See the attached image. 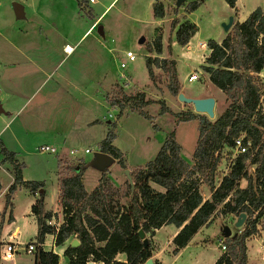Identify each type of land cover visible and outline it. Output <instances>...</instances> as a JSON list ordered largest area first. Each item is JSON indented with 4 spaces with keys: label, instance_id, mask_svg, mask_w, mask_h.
Wrapping results in <instances>:
<instances>
[{
    "label": "rangeland",
    "instance_id": "rangeland-1",
    "mask_svg": "<svg viewBox=\"0 0 264 264\" xmlns=\"http://www.w3.org/2000/svg\"><path fill=\"white\" fill-rule=\"evenodd\" d=\"M159 1L163 6V16L154 19L151 15V4L154 0H113L106 9L110 0H94L92 3L88 0H0V70L2 63L7 64L11 58L18 56L22 42L20 38L24 34L30 37L40 36L42 39L47 37V47H50L47 53L49 56L47 69L51 74L47 76V85L44 88L53 85L52 82L57 81L60 74L68 72L69 69L76 74L75 79L74 75H71L76 84H83V88L89 87L84 89L83 95L71 90L67 84H65L67 90H58L52 100L53 113L49 116L52 122L47 117L46 121L41 119L39 123L34 122L32 114H29L33 109L32 105L43 92V88L40 87L32 93V89L38 83L35 80L21 89L23 95L21 98H14L18 102L25 99L23 109L19 110L20 118L26 119L23 124L24 131L16 132L21 145L15 146L13 150H8L3 145L8 151L13 152L14 158L20 164L23 180L41 182L45 207L52 214L54 213L52 218L54 222H60L59 218H62V213L58 211L56 176L70 174L69 167L77 162H83L87 166L93 160L94 153L99 151L98 144L107 130L114 133L112 144L120 151V158L124 163V168H121L116 159H112L103 167L104 175L110 183V192L115 194V202H125L122 193L125 192L136 169L142 168L155 156L170 131L174 132V139L180 146V156L189 165L192 164L191 155L197 139V119L178 121L177 116L171 113H160L159 104L163 103L171 112L177 114L184 111L202 113L193 111L191 104L182 103L167 91L168 73L162 67L152 64V76H148L144 66L147 57L157 56L174 62L173 67L179 84L178 93L181 92L192 98L212 97L214 116L210 120L214 119L228 103L224 93L208 81L207 74L201 69V66L206 64L207 46L202 49L198 45L201 42L205 43L207 39L219 42L231 29L235 20L245 18V13L234 14L224 0H185L179 6H175V0ZM190 1H197L198 5L193 11L187 12L186 4ZM13 3L23 6V17L15 15ZM239 4H243V8H247L245 10L252 7L264 9V0H239ZM229 16H232L233 20L230 28L225 32L221 24L227 22ZM95 19L97 20L94 23ZM174 19L178 22L186 20L195 24L196 30L185 45H178L174 41V30L171 27ZM91 23L94 24L78 41L74 51L65 55L61 45L65 42L73 45L76 36L78 37ZM98 26L101 27V33L97 30ZM73 36L75 39L71 38ZM140 36L144 39L143 42L138 43ZM156 39L159 40L160 52H148L145 43L154 46ZM126 50L134 54V60L128 61L124 57ZM120 62L124 63L123 68L119 66ZM191 73H195L196 79L188 81L187 77ZM258 78L262 83L260 103L264 110V67L259 72ZM5 89L12 87L6 85ZM138 93H143V100H151L148 104L140 106L150 119L136 110L139 108V99L135 96ZM123 95L135 97L133 100L123 102L121 114L117 117L119 110L117 104L122 102ZM8 97L7 100L12 98L11 95ZM109 100H113L116 107L108 105ZM97 102L100 103L97 105ZM0 104L3 109L0 117L1 127L8 116L4 113L7 108L4 99L0 98ZM76 104L77 108H75ZM89 116H93L97 121L87 123ZM44 136L46 139L49 137L53 139L50 144L55 146L56 153L37 150L44 144L35 147V143L42 141ZM25 139L28 146L23 147L26 143ZM85 148L89 149V153L83 152ZM72 149H75L73 155L68 153ZM228 150L224 148L220 151L222 159L217 167L219 176L226 171L228 162L233 157L232 151ZM7 166L8 172L0 169L3 193L10 180L11 168L9 164ZM84 170V185L86 189H90L99 174L98 168L85 167ZM252 170L253 167H248V172L252 173ZM149 184L154 190L163 191V188L157 184L153 182ZM239 185L243 187L245 180H240ZM198 191L203 200L209 198L208 189L203 183L199 184ZM3 193L0 196V209L4 205ZM13 196L19 240L23 245L27 242H35V247L31 254L19 250L11 260L1 259L2 264H32L38 249L44 251V248H47L41 246L43 242L36 243L34 224L31 217L26 215V207L33 199V195L27 188L21 187L16 189ZM56 212H59V217ZM234 220L236 218L231 214L221 215L219 212H214L208 223L201 226L190 238L186 244L188 247L174 262L172 257L176 249L171 242V236L176 228L163 225L158 229L147 231L145 237L149 241V254L153 264H161V262L213 264L220 252L217 239L221 237V226L227 225L231 234L234 232L238 234L242 229L244 221L234 227ZM54 234L55 232L51 233L53 236ZM70 238L75 239L73 236H68L66 245L69 244ZM43 241L51 243L50 237L46 235ZM256 241L255 234L244 239L246 264L255 263L253 257L256 253ZM54 250L58 252V255L55 253L57 264L68 263L67 258L66 261L61 258L63 254L58 249ZM123 258L122 254L115 256L117 260ZM87 264L96 263L89 260Z\"/></svg>",
    "mask_w": 264,
    "mask_h": 264
},
{
    "label": "trees",
    "instance_id": "trees-1",
    "mask_svg": "<svg viewBox=\"0 0 264 264\" xmlns=\"http://www.w3.org/2000/svg\"><path fill=\"white\" fill-rule=\"evenodd\" d=\"M224 1L229 8H234L235 0ZM197 5V1L188 2L186 11H193ZM151 15L154 19L163 16L159 0L151 4ZM171 27L178 45H185L196 30L195 24L186 20L178 22L174 19ZM205 43L209 52L201 69L207 74L208 81L224 93L228 101L226 107L210 120L190 111L177 114L163 103L159 104L160 113H171L178 121L197 119L191 165L180 156V146L174 139V132L170 131L155 156L136 169L122 193L124 203L115 202L103 167L96 185L89 192L84 190L81 182L85 163L77 162L69 167L70 174L58 175L57 201L62 221L54 234V244L62 243L68 236L78 241L75 246L67 244L63 250L68 264H87L89 260L96 264H143L150 257L149 241L144 248L138 230L145 236L149 230L173 225L177 231L171 242L177 251L208 223L214 212L228 213L235 218L242 212L245 220L236 236H221L225 251L213 264H246L244 239L257 232L255 223L264 215V110L260 103L262 83L258 78L264 67V9L255 7L243 21H235L219 42L207 39ZM145 49L159 53V40H155L154 46L146 42ZM152 64L168 73L166 89L176 96L179 84L174 62L157 56L147 57L144 66L149 77L152 76ZM135 96L139 99L136 110L150 119L140 106L151 100H143V93ZM135 96L123 95L122 102L117 104V117L123 102L133 100ZM108 105L116 107L113 100H109ZM238 137L248 142L245 152L233 156L226 171L219 176L220 151L227 148L230 152ZM113 138L114 133L107 130L98 150L116 159L124 168L120 151L112 145ZM0 154L2 160L10 162L12 173V181L3 195L4 208L10 206L11 194L18 186L27 188L32 194L38 193L30 205V213L36 222V243L41 244L45 234L54 232L45 223L52 214L43 210L42 184L22 180L20 164L1 140ZM248 167H253L252 173L248 172ZM242 179L245 180L243 187L239 185ZM149 182L162 187L163 191L154 190ZM200 183L207 187L209 198L203 200L198 191ZM117 254H122L123 260L115 259ZM33 264H57V255L40 248L33 257Z\"/></svg>",
    "mask_w": 264,
    "mask_h": 264
},
{
    "label": "crops",
    "instance_id": "crops-1",
    "mask_svg": "<svg viewBox=\"0 0 264 264\" xmlns=\"http://www.w3.org/2000/svg\"><path fill=\"white\" fill-rule=\"evenodd\" d=\"M113 2V0H110V2L108 3V5L105 7V9ZM227 5V4H226ZM243 4H239V0H235L234 2V8H230L234 14H240V13H245V18L248 15V13L250 11H252L254 8L252 7L249 10H245L247 8H243ZM21 10H22V17L24 16V10H23V6H21ZM233 18V17H232ZM244 18V17H243ZM237 19L235 21L237 22H241L244 19ZM98 19V17H97ZM94 20V23L96 22V20ZM91 23L88 27H86L84 30H82V32L78 35V37L76 36V40L73 43V45H69L68 43H63L61 46L62 48L64 46H66V49L68 48H72V50L70 51V54L74 51V48L76 46V44L78 43L79 40H81V38L84 36L85 32L89 30V28L94 24ZM39 32L41 30V27L39 26L38 28ZM26 34H24L20 40L22 41L20 44V48L18 51V56L16 58H11L7 64L6 63H2V68L0 70V98L5 101L6 104V111L4 113L7 114L8 118H6L1 127H0V139L2 140L3 144L5 145V147L8 150H13L16 147H19V145H21L20 139H18L16 137V132L20 131L23 132L24 131V122H26V119L23 118V120L20 118L19 113H20V109H23V105L25 104V99L22 102H18V100L14 99L16 98H21L23 95L21 93V89H23L29 82L35 80L37 85L35 88L32 89V93H35L37 91L38 88L42 89L43 88V92L41 93L39 99L32 105L33 109H31L29 111V114H32V118L34 122H40L41 119H43L44 121H46V117L49 118V116L53 113V102L52 100L54 99V97L57 95L58 90H67V87L65 84H67L69 86V88H71V90L73 89L74 91L76 90V92H79L80 94L83 95L84 93V89H89V87L83 88V84L79 85L75 83V76L76 74L74 72H71L72 70L69 69L68 72H63L62 74H60V76L58 77L57 81L52 82L53 85H50L49 87H45V85H47V76L50 75V71L47 69V60L49 59V56L47 55L48 51L50 50V47L48 48L47 46V42H48V38L44 37V39H42L40 36H25ZM72 39H75V36L71 37ZM49 49V50H48ZM209 52V50L207 49V52L205 55H207ZM64 53V52H63ZM65 55H67L66 53H64ZM69 54V55H70ZM71 75H74V79L71 78ZM6 85L12 87V89H5ZM11 92V93H10ZM8 95H11L12 98L7 100ZM22 95V96H21ZM16 100V104L14 105V101ZM100 102H97L96 104L98 105ZM107 105V104H105ZM56 108V107H55ZM75 108H77V104L75 105ZM1 112H3V109L1 108V104H0V117H1ZM40 116V117H39ZM89 120L87 121V123H92L97 121V119L92 116H89L88 118ZM49 121H51V118H49ZM74 131V130H73ZM68 137V135L66 136ZM26 143L23 147L28 146L27 143V139H25ZM53 139L51 137L49 138H45V136L43 137L42 141H38L35 143V147H37L40 144H50V142H52ZM46 142V143H45ZM113 145V144H112ZM16 146V147H15ZM51 147H54L52 144L48 145ZM114 146V145H113ZM38 149V148H37ZM55 153H56V148H55ZM69 154L73 155L75 153V149L69 150L68 151ZM54 154V153H52ZM2 155L0 158V169L8 172L9 171V167L7 166L8 164L10 165L11 168V164L9 161H4L2 160ZM15 161L16 158H14ZM60 159V158H58ZM91 162V161H90ZM90 162L88 163V165L86 167H96L90 164ZM58 169V166H57ZM58 171V170H57ZM100 171L101 169L98 168V173L96 179L94 180V184L93 187L96 185L97 180L100 176ZM85 170L83 171L82 175H81V182L83 185V188L86 192H89L92 188L90 187V189H86L85 185H84V174ZM58 173V172H57ZM9 183L5 188V191L3 193V190L1 189V183H0V196L5 194L7 187L9 186V184L12 181V173H11V169H10V173H9ZM22 178V177H21ZM57 178L58 176H56V185H57ZM23 180V179H22ZM25 181V180H23ZM23 186H18L16 189H19ZM25 188V187H24ZM16 189L14 190V192L16 191ZM14 192L11 194L10 197V206L4 208L3 207L0 209V242L6 240L7 236L9 234H13L16 236V239L20 242L19 240V229L18 226L16 225V216H15V212H14V205H13V199H14ZM32 194V193H31ZM43 194V191H42ZM33 195V199H31L28 202V205L26 207V215L31 217V220L34 224L35 227V234H36V222L34 219V216L30 213V205L34 202L35 198L37 197V193L32 194ZM56 195L58 198V188L56 187ZM43 197V210L50 212L49 210L46 209L45 207V199L44 196ZM12 199V202H11ZM58 202V201H57ZM59 205V204H58ZM59 212H61L60 210V206H59ZM58 212V213H59ZM9 213L11 215V219H9ZM57 213V212H56ZM57 213V216H58ZM52 214V213H51ZM60 216V214H59ZM58 216V217H59ZM54 217V213L51 215L50 218ZM61 219V217L59 218ZM169 225H166V227H169ZM173 226V225H171ZM173 228L175 229V227L173 226ZM177 228L174 230L171 238L173 237V235L176 233ZM34 234V237H35ZM46 236H49L51 239V243H45V241H43V243L41 244V246L43 247H47L44 248V251H51L53 253H56L58 255V252H55V248L59 250L60 253L63 254V250L66 247V242L67 239H65L62 243L55 245L54 244V236L51 234H45ZM73 240L72 238H70V241ZM69 241V242H70ZM188 246L185 245L184 247H182L181 249H179L178 251H176L173 254L172 259L173 262L175 260H177V258L179 257V255L183 252L184 249H186ZM252 252V250H251ZM250 252V254H251ZM60 256V255H59ZM61 258L65 259L66 261V257L63 255ZM60 258V259H61ZM59 259V260H60ZM68 261V260H67ZM2 260L0 259V264H2ZM33 264V262H32ZM68 264V263H66ZM161 264H164V262H161Z\"/></svg>",
    "mask_w": 264,
    "mask_h": 264
},
{
    "label": "built area",
    "instance_id": "built-area-1",
    "mask_svg": "<svg viewBox=\"0 0 264 264\" xmlns=\"http://www.w3.org/2000/svg\"><path fill=\"white\" fill-rule=\"evenodd\" d=\"M93 1L94 0H88L89 3H92ZM198 47L203 49L206 47V43L201 42L199 43ZM63 51L66 54L69 53V51L66 49V46L63 47ZM124 57L128 61H132L135 58L134 54L130 50H126L124 52ZM119 66L123 68L124 63L120 62ZM194 79H196L195 73H191L187 77L188 81H191ZM247 145H248V142L243 141L242 137L235 138L233 141L232 149H231L233 156L245 152ZM37 150L39 152L55 153V148L48 146V145H40ZM83 152L89 153V149L85 148ZM61 221L54 222L52 218H49L45 220V223L47 225H50L54 229V232H56L58 230V227ZM255 228L257 230V232L255 233V235L257 236V241H256L257 245L255 246L256 253H255V256L253 257L255 259L254 260L255 263L253 264H264V215L260 218V220H258L255 223ZM34 244L35 242H27L26 244L23 245L21 244V242H19L16 239L15 235L9 234L6 240L0 242V259L11 260L14 257L15 253H17L19 250H22L27 254H31L32 251H34V247H35ZM217 247L220 251L218 255L225 251V244L223 243L222 237H219L217 239Z\"/></svg>",
    "mask_w": 264,
    "mask_h": 264
},
{
    "label": "water",
    "instance_id": "water-1",
    "mask_svg": "<svg viewBox=\"0 0 264 264\" xmlns=\"http://www.w3.org/2000/svg\"><path fill=\"white\" fill-rule=\"evenodd\" d=\"M185 0H175V6H179L182 2H184ZM13 10L14 13L17 17H21L22 16V10H21V6L18 3H13ZM232 16H229L227 19V22L222 23V30L223 31H227L231 24H232ZM98 32H102L101 27L98 26L97 27ZM143 37L140 36L138 39V43L143 42ZM177 100L181 101L182 103H186V104H191L193 111L197 112V113H202L205 114L207 116V118H212L214 116L213 113V106H214V99L212 97H196V98H192V97H188L185 96L183 93L179 92L176 95ZM112 161V158L110 155L103 153V152H99L97 151L96 153H94V157L93 160L90 162L91 165L96 166L97 168L102 169V167H104L105 165H107L108 163H110ZM127 173V171L125 170V174ZM245 218V214L244 213H239V215L237 216L235 222H234V227L239 226L240 224L243 223ZM139 238L142 241V244L144 246V248L147 247V239L144 236V233L142 230H138L137 232ZM236 232L231 234L230 229L228 228L227 225H222L221 229H220V236H222L223 238L226 237H234L236 236ZM69 244L71 246H75L78 244V241L76 239H73L69 242ZM143 264H153V261L151 259V257H148Z\"/></svg>",
    "mask_w": 264,
    "mask_h": 264
},
{
    "label": "bare ground",
    "instance_id": "bare-ground-1",
    "mask_svg": "<svg viewBox=\"0 0 264 264\" xmlns=\"http://www.w3.org/2000/svg\"><path fill=\"white\" fill-rule=\"evenodd\" d=\"M67 50L70 52L71 48H68Z\"/></svg>",
    "mask_w": 264,
    "mask_h": 264
}]
</instances>
